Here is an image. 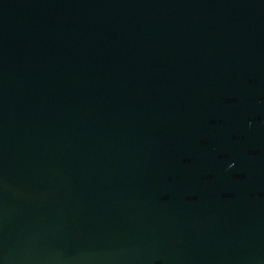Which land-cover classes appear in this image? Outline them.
Returning <instances> with one entry per match:
<instances>
[{"label": "water", "instance_id": "1", "mask_svg": "<svg viewBox=\"0 0 264 264\" xmlns=\"http://www.w3.org/2000/svg\"><path fill=\"white\" fill-rule=\"evenodd\" d=\"M0 264H264V0H0Z\"/></svg>", "mask_w": 264, "mask_h": 264}]
</instances>
